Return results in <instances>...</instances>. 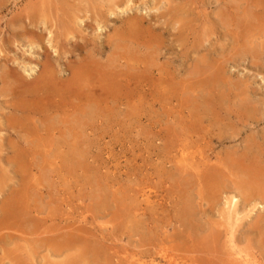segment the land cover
Masks as SVG:
<instances>
[{
    "label": "rangeland",
    "instance_id": "obj_1",
    "mask_svg": "<svg viewBox=\"0 0 264 264\" xmlns=\"http://www.w3.org/2000/svg\"><path fill=\"white\" fill-rule=\"evenodd\" d=\"M0 45V264H264V0H0Z\"/></svg>",
    "mask_w": 264,
    "mask_h": 264
},
{
    "label": "bare ground",
    "instance_id": "obj_2",
    "mask_svg": "<svg viewBox=\"0 0 264 264\" xmlns=\"http://www.w3.org/2000/svg\"><path fill=\"white\" fill-rule=\"evenodd\" d=\"M115 1H116V0H115ZM37 2H38V1H37ZM58 2H59V1H58ZM38 3H39V2H38ZM88 3H89V2H88ZM35 4H36V3H35ZM60 4H61V2H60ZM63 4H64V3H63ZM86 4H87V2H86ZM57 5H58V3H57ZM82 5H83V4H82ZM103 5H104V4H103ZM122 5H123V4H122ZM126 5H127V4H126ZM130 5H131V4H130ZM130 5H129V6H130ZM80 6H81V5H80ZM85 6H86V5H85ZM57 7H58V6H57ZM99 7H100V6H99ZM99 7H98V5H97V8H99ZM101 7H102V6H101ZM103 7H105V5H104ZM119 7H120V6H119ZM121 7H122V6H121ZM2 8H3V7H2ZM65 8H66V7H65ZM125 8H128V7L126 6ZM42 9H43V8H42ZM49 9H50V8H49ZM92 9H93V8H92ZM100 9H101V8H100ZM70 10H71V8H70ZM57 11H58V10H57ZM63 12H64V11H63ZM63 12H62V13H63ZM52 13H53L54 15L56 14V12H55V13L52 12ZM92 13H93V12H92ZM112 13H113V11H112ZM49 14H50V13H49ZM63 14H64L65 17L63 16ZM63 14H61L62 17H63V21L61 20V21H62V25H61V26H62V29H63L64 31L68 32L69 29H70V27H71L70 22H72L73 20H72V17L70 16L69 11L65 10V13H63ZM108 14H109V13H108ZM113 14H114V13H113ZM87 15H88V13H87ZM95 15H96V14H95ZM98 15H99V14H98ZM19 16H20V15H18V18H19ZM22 16H23V15H22ZM51 16H52V15H51ZM51 16H50V19H51ZM56 16H57V14H56ZM56 16H55V17H56ZM59 16H60V15H59ZM96 16H97V15H96ZM23 17H24V16H23ZM45 17H49V15H46ZM57 17H58V16H57ZM97 17H98V16H97ZM73 18H74V17H73ZM80 18H81V17H80ZM89 18H90V17H89ZM28 19H29V18H28ZM53 19H54V18H53ZM57 19H58V18H57ZM77 19H78V18H77ZM98 19H99V17H98ZM106 19H107V18H106ZM138 19H139V18H138ZM141 19H142V18H141ZM42 20H43V19H42ZM54 20H56V19H54ZM14 21H15V20H14ZM27 21H28V20H27ZM33 21H34V19H33ZM47 21H48V20H47ZM47 21H46V22H47ZM52 21H53V20H52ZM59 21H60V20H59ZM77 21H78V20H77ZM87 21H88V20H87ZM122 21H123V20H122ZM140 21H141V20H140ZM16 22H17V21H16ZM39 22H40V21H39ZM41 22H42V21H41ZM41 22H40V23H41ZM43 22H44V21H43ZM43 22H42V23H43ZM57 22H58V21H57ZM57 22H56V23H57ZM75 22H76V21H75ZM98 22H99V21H98ZM101 22H102V21H101ZM135 22H136V21H135ZM11 23H12V22H11ZM54 23H55V22H53V24H54ZM60 23H61V22H60ZM79 23H80V22H79ZM79 23H78V24H79ZM124 23H126V22L124 21ZM131 23H132V22H131ZM141 23H142V22H141ZM89 24H90V23H89ZM41 25H42V24H41ZM41 25H40V26H41ZM44 25H45V23H44ZM54 25H55V24H54ZM54 25H53L52 27H54ZM82 25H83V24H82ZM103 25H104V24H103ZM124 25H125V24H124ZM13 26H14V24H13ZM35 26L37 27L36 24H35ZM98 26H99V25H98ZM14 27H15V26H14ZM57 27L59 28V26H57ZM78 27H79V26H78ZM99 27H100V26H99ZM125 27H126V26H125ZM40 28H41V27H40ZM60 28H61V27H60ZM73 28H74V27H73ZM126 28H127V27H126ZM32 29H33V28H32ZM33 30H35V29H33ZM57 30H58V29H57ZM57 30H56V31H57ZM137 30H138V29H137ZM137 30H136V31H137ZM36 31H38V30H36ZM39 31H40V30H39ZM39 31H38V32H39ZM34 32H35V31H34ZM40 32H41V31H40ZM40 32H39V33H40ZM75 32H76V31H75ZM144 32H145V31H144ZM39 33H38V34H39ZM52 33H53V31H52ZM60 33H61V31H60ZM60 33H59V34H60ZM62 33H63V32H62ZM69 33H71V32H68V34H69ZM79 33H80V32H79ZM36 34H37V33H36ZM38 34H37V35H38ZM42 34H43V33H42ZM54 34H55V33H54ZM64 34H65V33H64ZM73 34H74V32H73ZM77 34H78V33H76V35H77ZM33 35H34V33H33ZM33 35H32V36H33ZM37 35H36V36H37ZM80 35H81V34H80ZM25 36H27V35H25ZM49 36L51 37L52 35L50 34V35H48V37H49ZM61 36H63V35H61ZM73 36H74V35H73ZM77 36H78V35H77ZM82 36H83V35H82ZM84 36H85V34H84ZM15 37H16V36H15ZM52 37H53V36H52ZM69 37H72V35H71V36L69 35ZM20 38H21V37H20ZM86 38H87V37H86ZM39 39H41V37H39ZM62 39H63V40H64V39L66 40V37H65V38H62V37H61V40H62ZM53 40H54V38H53ZM59 40H60V39H59ZM65 40H64V41H65ZM66 41H67V40H66ZM66 41H65V42H66ZM117 41H118V40H117ZM45 42H46V41H45ZM62 42H63V41H62ZM119 42H121V40L118 41V43H119ZM132 42H134V41H132ZM30 43H32V41H30ZM35 43H36V42H35ZM39 43H40V42H39ZM47 43H48V41H47ZM55 43H56V41H55ZM63 43H64V42H63ZM105 43H107V41H106ZM125 43H126V42H125ZM127 43H128V42H127ZM32 44H33V43H32ZM51 44H53V43L51 42ZM61 44H62V43H61ZM73 44H74V43H73ZM120 44H121V43H119V45H120ZM33 45H34V44H33ZM46 45H47V44H46ZM48 45H49V43H48ZM53 45H55V44H53ZM85 45H86V44H85ZM0 46H2V45H0ZM37 46H38V45H37ZM40 46H41V45H40ZM51 46H52V45H51ZM51 46H50V47H51ZM106 46H107V45H106ZM117 46H118V45H117ZM42 47H43V46H42ZM48 47H49V46H48ZM53 47H54V46H53ZM55 47H56V46H55ZM121 47H122V44H121ZM121 47L119 48V46H118V48H119L120 50H121ZM2 48H3V47H2ZM29 48H30V47H29ZM36 48H37V47H36ZM56 48H57V47H56ZM56 48H55V49H56ZM33 49H34V48H33ZM37 49H38V48H37ZM40 49H42V48H40ZM59 49H60V48H59ZM119 49H118V50H119ZM31 50H32V49H31ZM42 51H43V50H42ZM56 51H57V50H56ZM1 52H2V51H1ZM54 52H55V51H54ZM69 52H70V51H69ZM4 53H7V51L4 52ZM42 53H43V52H42ZM49 53H50V52H49ZM51 53H52V52H51ZM2 54H3V53H2ZM44 55H45V54H44ZM64 55H65V54H64ZM87 56H88V58H89L90 55L88 54ZM0 57H1V56H0ZM50 57H52V56H50ZM56 57H57V56H56ZM1 58H2V57H1ZM120 58H122V57H120ZM13 59H14V58H13ZM23 59H25V58H23ZM57 59H58V58H57ZM89 59H90V58H89ZM91 59H92V58H91ZM0 60H1V59H0ZM2 60H3V59H2ZM11 60H12V59H11ZM49 60H51V59H49ZM49 60H48V62H49ZM19 61H20V60H19ZM14 62H15V61H14ZM17 62H18V61H17ZM21 62H22V61H21ZM72 62H73V61H72ZM92 62H93V61H92ZM49 63H50V62H49ZM49 63H48V64H49ZM88 63H89V62H88ZM19 64H20V63H19ZM55 64H57V63H55ZM81 64H82V63H81ZM93 64H94V63H93ZM42 65H43V64H42ZM70 65H71V64H70ZM76 65H77V64H76ZM86 65H87V64H86ZM124 65H125V64H124ZM1 66H2V68H3V67H6V65H5V66H4V65H1ZM1 66H0V67H1ZM43 66H44V65H43ZM50 66H52L51 63H50ZM79 66H80V65H79ZM79 66H78V68H79ZM103 66H105V65H103ZM53 67H55V66H53ZM71 67H72V66H71ZM105 67H107V66H105ZM14 68H15V67H14ZM14 68H12V70H14ZM40 68H42V67H40ZM107 68H108V67H107ZM18 69H19V71H21L20 68H18ZM25 69H26V68H25ZM95 69H97V68H95ZM4 70H6V69H4ZM16 70H17V69H16ZM62 70H63V69H62ZM68 70H69V69H68ZM72 70H73V69H72ZM80 70H81V68H80ZM88 70H89V69H88ZM88 70L85 69L84 72H83V75H87L88 72H89ZM107 70H108V69H107ZM0 71H1V70H0ZM17 71H18V70H17ZM29 71H30V70H29ZM101 71H102V69H101ZM111 71H112V70H111ZM1 72H3V71H1ZM10 72H11V71H10ZM14 72H15V71H14ZM14 72H13V73H14ZM36 72H37V71H36ZM55 72H56V71H55ZM61 72H62V71H60V74H62ZM20 73H21V72H20ZM57 73H58V72H57ZM99 73H101V72H99ZM106 73H107V72H106ZM108 73H109V72H108ZM0 74L3 76L2 73H0ZM21 74H22V73H21ZM21 74H19V73H15L14 75L10 76L12 79H11V81L9 82V84H12V86H14V88H16V89H21V92H23V93L32 94V93L35 92V93H41V95H40V94H39V95L42 96V94H43L42 92L47 91L48 93H51V94H52V93L57 92V90H56V89H57V86L60 85V84H57V81H56V82L54 81V79H53V77H52V74H49V75H48V74H45L44 76L40 77V78H39L38 80H36V81H28L27 78H25V75L23 76V75H21ZM35 74H36V73H35ZM112 74H113V73H112ZM36 75H37V74H36ZM38 75H39V74H38ZM53 75H54V74H53ZM81 75H82V73H81ZM101 75H102V74H101ZM4 76H5V75H4ZM6 76H7V73H6ZM8 76H9V75H8ZM28 76L32 77V76H34V75L32 74V76H31L30 73H27V77H28ZM95 76H96V75H95ZM105 76H106V75H105ZM57 77H58V76H57ZM67 77H68V76H67ZM103 77H104V76H103ZM125 78H126V77H125ZM133 78H134V77H133ZM5 79H6V78H5ZM30 79H31V78H30ZM65 79H66V78H65ZM81 79H82V78H81ZM72 80H73V79H72ZM82 80H83V79H82ZM109 80H110V79H109ZM133 80H134V79H133ZM2 81L4 82L5 80L2 79ZM127 81H129V80H127ZM127 81H126V82H127ZM134 81H135V80H134ZM81 82H82V81H81ZM82 83H84V81H83ZM86 83H87V82H86ZM98 83H99V82H98ZM106 83H107V82H105V86H106ZM112 83H113V82H112ZM100 84H101V83H100ZM108 84L110 85L111 82H109ZM128 84H129V83H128ZM7 85H8V84H7ZM87 85H88V84H86V86H87ZM102 85H104V84H102ZM114 85H116V83H115ZM132 85H133V84H132ZM137 85H138V84H137ZM94 86H95V85H94ZM130 86H131V85H130ZM130 86H129V87H130ZM8 87H9V86H8ZM74 87H76V86H75V85H73V87L71 86L69 91H72V89H74ZM97 87H98V86H97ZM97 87H96V88H97ZM109 87L111 88V86H109ZM135 87H136V86H135ZM85 88L88 89L89 87H84V89H85ZM100 88H101V87H100ZM104 88H106V87H104ZM84 89H83V90H84ZM66 90H67V89H66ZM83 90H82V92H83ZM89 90H91V88H89ZM94 90H95V89H94ZM107 90H108V89H107ZM92 91H93V90H92ZM105 91H106V90H105ZM114 91H115V90H114ZM77 92H78V91H77V89H76V92L74 91V94H76ZM94 92H95V91H94ZM72 93H73V91H72ZM106 93H107V91L105 92V94H106ZM110 93H111V92H110ZM86 94H87V93H86ZM89 94H90V92H89ZM92 94H93V93H92ZM96 94H97V93L95 92V95H96ZM116 94H117V93H116ZM0 95H2V93H1ZM7 95H8V92H7ZM7 95H6V96H7ZM39 95H38V96H39ZM53 95H54V94H53ZM81 95H82V94H81ZM87 95H88V94H87ZM87 95H86V96H87ZM106 95H109V94L107 93ZM2 96L5 97V95H2ZM33 96H35V95H33ZM43 96H44V95H43ZM48 96H49V95H48ZM51 96H52V95H51ZM65 96H66V95H65ZM71 96H72V95H71ZM71 96H70V97H71ZM74 96H75V95H74ZM86 96H84V97H86ZM102 96H103V93H102ZM104 96H105V95H104ZM0 97H1V96H0ZM28 97H29V96H28ZM28 97H27V98H28ZM76 97H77V96H76ZM82 97H83V96H82ZM87 97H89V96H87ZM116 97H118V96H116ZM48 98H49V97H48ZM55 98H57V96H55ZM73 98H74V97H73ZM77 98H78V97H77ZM89 98H90V97H89ZM43 99H44V97H43ZM45 99H46V98H45ZM6 101H7V100H6ZM3 103H4V102H3ZM29 103H30V102H29ZM49 105H50V104H49ZM49 105H48V106H49ZM60 105H61V104H60ZM89 105H90V104H89ZM50 106H51V105H50ZM61 106H62V105H61ZM63 106H64V105H63ZM48 108H49V107H48ZM64 108H65V106H64ZM79 108H80V107H79ZM88 108H89V107H88ZM88 108H87V109H88ZM43 109H44V108H43ZM49 109H50V108H49ZM49 109H47V111H48ZM53 109L55 110L56 108H53ZM44 110H45V109H44ZM44 110H43V111H44ZM50 110H52V109H50ZM56 110H57V109H56ZM80 110H81V109H80ZM47 111H46V112H47ZM52 111H53V110H52ZM61 111H63V110H61ZM82 111H83V110H82ZM26 112H29V111H26ZM31 112H33V111H31ZM44 112H45V111H44ZM46 112H45V113H46ZM63 112H64V111H63ZM19 113H20V111H19ZM45 113H44V114H45ZM64 113H65V112H64ZM92 113H93V112H92ZM40 114H42V113L40 112ZM34 115H35V114H34ZM49 115H50V114H49ZM41 116H43V115H41ZM44 116H46V115H44ZM73 116H74V115H73ZM49 117H50V116H49ZM16 118H17V117H16ZM44 118H46V117H44ZM40 119H41V118H40ZM69 119H70V117H69ZM77 119H78V118H77ZM14 120H15V119H14ZM21 120H22V119H21ZM23 120H25V119H23ZM47 120H48V121H46V122H49V121H50L49 118H48ZM40 121H41V120H40ZM42 121H43V120H42ZM14 122H15V121H14ZM20 122H21V121H20ZM25 122H26V121H25ZM50 122H51V121H50ZM50 122H49V123H50ZM52 122H53V121H52ZM70 122H72L71 119H70ZM77 122H79V121L77 120ZM27 123H29V122L27 121L26 124H27ZM59 123H60V122H59ZM88 123H89V121H88ZM44 124H45V123H44ZM6 125H7V124H6ZM46 125H47V124H46ZM51 125H53V124L51 123ZM58 125H59V124H58ZM77 125H78V124H77ZM49 126H50V125H49ZM53 126H54V125H53ZM21 127H22V126H21ZM24 127H25V126H24ZM62 127H63V126H62ZM7 128H8V126H7ZM18 128H19V127H18ZM42 128H43V127H42ZM52 128H53V127H52ZM47 129H48V127H47ZM49 129H50V127H49ZM49 129H48V131H49ZM53 129H55V128H53ZM57 129H58V127H57ZM16 130H17V129H16ZM17 131H18V130H17ZM21 131H22V130H21ZM42 131H43V130H42ZM58 131H59V130H58ZM58 131H56V132H58ZM46 132H47V131H46ZM52 132H54V131H52ZM50 133H51V132H50ZM54 142H55V140H54ZM230 163H231V162H230ZM231 164H232V163H231ZM231 164H229L230 167L232 166ZM250 164H251V162H250ZM254 165H255V164H254ZM262 166H263V165H262ZM262 166H261V167H262ZM227 167H228V166H227ZM230 167H228V168L230 169ZM251 167H252V165L249 166V168H251ZM256 167H259V166H256ZM261 167H260V168H261ZM263 167H264V166H263ZM231 169H232V168H231ZM253 169H254V168H253ZM253 169H251V170H253ZM255 169H256V168H255ZM220 170H221V169H220ZM240 170H242V169H240ZM244 170H246V169H244ZM244 170H243V171H244ZM215 171H218V170H215ZM215 171H214V173H215ZM243 171H242V173H243ZM247 171H248V170H247ZM233 172H234V169H233ZM238 172H240V171H238ZM238 172H236V173H238ZM249 172L251 173V171H249ZM249 172H246V173H244V174L247 175V173H249ZM263 172H264V171H263ZM221 173L224 174L223 171H221ZM221 173H220V171H219V174H220L219 176H221ZM229 173H230V172H229ZM231 173H232V172H231ZM234 173H235V172H234ZM250 173H249V174H250ZM258 173H259V172H258ZM205 174H206V173H205ZM223 174H222V175H223ZM225 174H226L225 176H227V173H225ZM249 174H248V175H249ZM255 174H257V173H255ZM206 175H207V174H206ZM211 175H212V174H211ZM232 175H233V174H232ZM252 175H253V174H252ZM252 175H251V176H252ZM260 175H261V174H260ZM260 175H259V177H260ZM263 175H264V174H263ZM209 177H210V174H209ZM214 177H215V176H214ZM227 177H228V176H227ZM261 177H262V176H261ZM206 178H207V179H206ZM206 178H204V180H208V177H206ZM219 178H220V177H219ZM219 178H216V179L218 180ZM247 178H248V177H247ZM255 178H256V177H255ZM213 179H215V178H213ZM225 179H226V178H225ZM233 179H234V178H233ZM250 179H251V178H250ZM253 179H254V178H253ZM253 179H252V180H253ZM256 179H257V178H256ZM202 180H203V179H202ZM211 180H212V179H211ZM217 180H216V181H217ZM222 180H223V177H222L221 180L217 181V184H218V183L220 184V182L223 183L224 180H223V182H222ZM228 180H229V179H226L225 181H228ZM235 180H236V179H235ZM252 180H251V181H252ZM254 180H255V179H254ZM257 180H258V179H257ZM262 180H263V179H262ZM262 180H261V181H262ZM214 181H215V180H214ZM238 181H239V180H238ZM240 181H241V180H240ZM263 181H264V180H263ZM230 182H231V180H230ZM248 182H250V181H248ZM253 182H254V181H253ZM206 183H207V182H206ZM256 183H258V182L256 181ZM259 183H260V182H259ZM207 184H208V183H207ZM217 184H216V185H217ZM219 184H218V186H219L218 188H220V185H219ZM224 184H225V183H224ZM230 184H231V183H230ZM232 184H235V182L232 183ZM247 184H248V183H247ZM222 185H223V184H222ZM237 185H238V184H237ZM223 186H224V185H223ZM240 186H242L241 183H240V185H238L237 187H240ZM254 186L256 187L257 185L255 184ZM254 186H251V188H252V187L254 188ZM243 187H244V186H243ZM243 187H241L240 189H242ZM247 187H248V185H247ZM225 188H226V185H225ZM248 188H249V187H248ZM211 189H212V188H211ZM236 189H237V188H236ZM238 189H239V188H238ZM238 189H237V190H238ZM245 189H246V188H245ZM254 189H255V188H254ZM258 189H259V188H258ZM220 190H221V189H220ZM243 190H244V189H242L241 191H243ZM194 191H195V190H194ZM250 193H251V196H249V197L252 198L253 195H254V193H252V192H250ZM205 194H206V193H205ZM206 195H207V194H206ZM242 195H243V194H242ZM244 195H245V194H244ZM202 196H203V195H202ZM247 196H248V195H247ZM256 196H257V195H256ZM259 196H260V195H259ZM203 197H204V196H203ZM209 197H210V196H209ZM252 199H253V198H252ZM250 201H251V200H250ZM261 201H262V200H261ZM233 202H234V201H233ZM236 202H237V201H236ZM236 202H234V205H235ZM191 203H192V202H191ZM253 204H254V202H253ZM253 204H252V205H253ZM256 204H257V203H255V206H256ZM188 205H189V204H188ZM236 205H237V204H236ZM258 205H259V204H258ZM247 206H248V205H247ZM187 207H188V206H187ZM187 207H186V208H187ZM235 207H236V206H235ZM186 208H185V209H186ZM185 209H184V210H185ZM253 209H254V208H253ZM253 211H254V210H253ZM186 212H187V211H186ZM187 213H188V212H187ZM181 215H182V214H181ZM192 215H193V214H192ZM222 215H223V214H222ZM7 216H8V215H7ZM188 216H189V215H188ZM193 216H194V215H193ZM223 216H226V215L224 214ZM15 217H16V216H15ZM261 217H262V216H261ZM181 218H182V217H181ZM187 219H188V218H187ZM193 219H194V218H193ZM182 220H183V219H182ZM189 220H190V219H189ZM191 220H192V219H191ZM257 221H258V220H257ZM185 222H186V221H185ZM190 222H191V221H190ZM190 222H189V223H190ZM258 222H259V221H258ZM260 225H261V222H260ZM262 225H263V224H262ZM190 228H191V227H190ZM186 230H187V229H186ZM209 231H210V230H209ZM216 231H217V230H216ZM216 231H215V232H216ZM62 232H63V231H62ZM188 232H189V231H188ZM217 232H218V231H217ZM262 232H263V231H262ZM33 233H34V232H33ZM209 233H210V232H209ZM209 233H208V234H209ZM222 233H223V232H222ZM212 236H213V235H212ZM35 237H36V236H35ZM214 237H215V236H214ZM217 237H218V236H217ZM220 237H221V236H220ZM211 239H212V238H211ZM204 241H206V240L204 239ZM262 241H263V239H262ZM198 242H199V241H198ZM214 242H215V241H214ZM216 242H217V239H216ZM177 243H178V242H177ZM200 243H201V242H200ZM205 243H206V242H205ZM202 244H203V242H202ZM207 244H208V243H207ZM57 246H58V245H57ZM209 246H210V245H209ZM83 247H84V246H83ZM216 247H217V246H216ZM216 250H217V249H216ZM196 251H197V250H196ZM58 252H59V251H58ZM200 252H201V251H199V253H200ZM207 252H208V251H207ZM203 253H205V252H203ZM181 254H182V253H181ZM183 254H184V253H183ZM205 254H206V253H205ZM219 254H220V252H219ZM219 254H218V256H219ZM198 255H199V254H198ZM210 255H211V254H210ZM216 255H217V253H216ZM200 256H202V255H200ZM211 256H212V255H211ZM198 257H199V256H198ZM203 257H204V256H203ZM205 257H206V255H205ZM215 257H216V256H215ZM219 257H220V256H219ZM219 257H218V258H219ZM218 258H217V259H218ZM220 258H221V257H220ZM257 258H258V257H257ZM200 259H201V257H200ZM217 259H216V260H217ZM185 260H186V259H185ZM203 260H204V259H203ZM255 260H256V259H255ZM192 261H193V260H192ZM197 261H199V260H197ZM229 261H230V260H229ZM239 261H240V260H239ZM253 261H254V260H253ZM262 261H263V260H262ZM206 262H207V261H206ZM206 262H205V263H206ZM246 262H247V261H246ZM257 262H258V261H257ZM220 263L222 264L221 261H220ZM225 263H226V262H225ZM227 263H228V262H227ZM227 263H226V264H227ZM254 263H255V262H254ZM263 263H264V262H263ZM215 264H216V263H215ZM223 264H224V261H223ZM229 264H232V263L230 262ZM256 264H257V263H256ZM258 264H259V263H258Z\"/></svg>",
    "mask_w": 264,
    "mask_h": 264
}]
</instances>
